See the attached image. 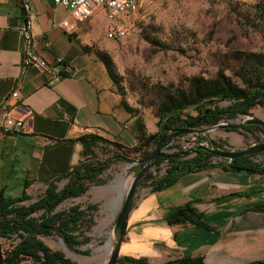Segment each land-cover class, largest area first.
Wrapping results in <instances>:
<instances>
[{
  "label": "crops",
  "instance_id": "1",
  "mask_svg": "<svg viewBox=\"0 0 264 264\" xmlns=\"http://www.w3.org/2000/svg\"><path fill=\"white\" fill-rule=\"evenodd\" d=\"M20 6L19 0H0V115L8 113L23 123L13 132L0 129V193L18 198L25 192L29 200L18 203L25 206L41 198L50 183L56 191L64 188L68 173L83 159L79 137L97 135L128 148L138 140L136 116L124 109L104 66L81 49L105 40L91 27L98 12L89 21L76 23L53 0H30L33 35L50 43L48 49H41L42 56L50 62L63 58L76 69L53 78L21 65ZM63 21L74 25L75 31L67 33ZM13 92L16 98L10 96ZM140 117L147 135L157 133L145 116ZM99 146L104 145L98 143L94 152ZM166 165H159L158 178ZM149 172L156 174L154 167ZM105 196L108 204H116V214L124 183L111 185ZM186 204L203 215L209 229L164 222L171 208ZM122 256L144 257L149 264L183 257L201 258L204 264L264 261V174L209 168L181 175L159 191L146 186L132 203L119 249Z\"/></svg>",
  "mask_w": 264,
  "mask_h": 264
},
{
  "label": "rangeland",
  "instance_id": "2",
  "mask_svg": "<svg viewBox=\"0 0 264 264\" xmlns=\"http://www.w3.org/2000/svg\"><path fill=\"white\" fill-rule=\"evenodd\" d=\"M107 24L102 12L98 11L91 20V27L94 35L105 40L99 46H84L86 50L82 51L94 57V51L97 50L108 55L120 82V88H114L123 94L121 97L130 107L145 116L149 128L157 130L156 109L163 88H185L190 77L209 78L218 70L232 76V71L240 66V62L232 58L233 53L260 52L264 49V0H143L141 7L125 18L128 28L126 38L107 40ZM228 105L229 102L219 103L221 107ZM249 112L252 117L264 118V107L256 106ZM247 117L223 119L219 124H240ZM197 129H203L204 133L174 138L175 147L184 152L189 151L197 141L206 143L200 140L202 138L219 143L224 150L230 146L245 148L264 141L261 132L250 134L241 129L238 132L226 131L214 126H200ZM112 151V148L99 146L94 156L104 159ZM221 160L213 158V162ZM254 160L264 163V153L257 154ZM134 166V162H114L101 175L106 181L105 185H91L84 195L65 199L52 210V214L67 211L73 206L84 210V219L90 225L84 232V237L89 238L88 242L85 243L83 237L75 232L80 244L71 250L54 228L49 235L36 234L35 237L77 264H105L115 243L113 227L117 215L114 213L116 204L107 203L109 198L105 196V190L116 182H123L125 195L134 176ZM145 187H137L134 202ZM34 202L27 201L25 206ZM94 202L98 204L96 210H87L92 205L90 203ZM43 215L45 212L40 210L31 214V217L40 222ZM84 229L82 225L80 230ZM40 230L37 228L36 232ZM110 236L112 245L107 251ZM19 240L17 234L8 238L0 236L2 256H6ZM84 252L88 254L84 255ZM19 264L34 263L31 259H24Z\"/></svg>",
  "mask_w": 264,
  "mask_h": 264
},
{
  "label": "trees",
  "instance_id": "3",
  "mask_svg": "<svg viewBox=\"0 0 264 264\" xmlns=\"http://www.w3.org/2000/svg\"><path fill=\"white\" fill-rule=\"evenodd\" d=\"M82 50H86L82 47ZM96 59L102 63L106 73L118 90L120 88L113 63L108 55L100 51H94ZM240 66L232 71V76L226 75L223 70H218L212 77L192 76L187 80L185 88H163L160 92V100L157 104V133L147 135L139 112L128 106L122 98L124 109L131 115L136 116V138L138 144L128 148L119 143L111 142L97 135H84L78 138L83 147L82 161L72 168L68 173V182L60 191H56V185L50 183L43 196L30 206L19 205L21 201L29 200L25 192L18 198H6L0 193V236L10 237L17 234L20 240L3 257L4 264H19L24 259H31L34 264H77L66 258L60 251L50 249L41 240L35 237L36 234L49 235L52 228L64 244L71 250L80 244L78 236L83 237L84 242L89 238L84 237V232L89 229L84 210L79 206L70 207L67 211L51 213V204L61 199L77 198L86 193L91 185H102L104 180L100 178L114 162L125 161L135 162L148 156L155 146L159 137L163 135V129H184L187 127L214 126L223 119H233L237 116H251L249 110L261 106L264 107V49L260 52H235L232 54ZM232 77L236 78L234 80ZM116 90V91H117ZM122 96V93H118ZM220 102H229L228 106H219ZM247 102V103H244ZM207 111L204 118L203 115ZM201 119L200 122L198 120ZM243 130L250 134L264 130L252 124H244L241 128L226 131L238 132ZM182 137V136H180ZM204 140L208 146L211 144L221 148L219 143ZM98 143L104 146H111L113 151L104 159H97L94 156V148ZM200 143L189 149V151H178L169 155L167 159L159 158L154 171L147 172L138 184L150 186L152 191L165 189L176 182L186 173L199 172L209 168H221L226 171L248 174H264V163L254 160V155H242L231 161L221 160L213 162L210 152L200 148ZM222 149V148H221ZM192 154L190 157H188ZM166 162L165 173L157 177L159 165ZM27 186V184H25ZM96 205L87 207V210H96ZM43 210L45 215L41 216L40 222L31 217L36 211ZM164 222L168 225L189 223L196 227L209 229L208 223L203 219L191 204L171 208ZM84 225V231L80 230ZM37 228H41L37 233ZM84 255L88 252H84ZM115 264H149L144 257L122 256L118 257ZM163 264H204L201 258L183 257L180 259L165 262ZM248 264H264V261H254Z\"/></svg>",
  "mask_w": 264,
  "mask_h": 264
},
{
  "label": "built area",
  "instance_id": "4",
  "mask_svg": "<svg viewBox=\"0 0 264 264\" xmlns=\"http://www.w3.org/2000/svg\"><path fill=\"white\" fill-rule=\"evenodd\" d=\"M19 2L21 16L18 33L21 41L22 67H36L49 73L53 78L73 74L76 69L63 58H55L50 62L42 56L41 49H48L50 43L46 40H38L33 35L30 0H19ZM142 2L143 0H53L55 5L65 8L78 23L89 21L98 11H102L108 22L105 32L107 40H122L127 37L128 28L125 25V18L136 12ZM61 27L70 34L75 31L74 25L68 21H63ZM10 96L16 98L18 95L17 92H13ZM22 126V121L13 119L8 113L0 115V129L3 132H13ZM175 146L171 139L163 147V153L172 155L180 151Z\"/></svg>",
  "mask_w": 264,
  "mask_h": 264
},
{
  "label": "water",
  "instance_id": "5",
  "mask_svg": "<svg viewBox=\"0 0 264 264\" xmlns=\"http://www.w3.org/2000/svg\"><path fill=\"white\" fill-rule=\"evenodd\" d=\"M244 103H247V102H244ZM206 114H207V111L204 113L202 118H204ZM200 121L201 119L198 120V122ZM244 124H252L264 130V121L259 118L252 117V116H248L247 119H245L240 124H217V125H214V128H220L222 130H227V129L234 130L237 128H241ZM199 133H204V130L197 129L194 127H187L184 129H173V130L167 131L164 128L163 135L159 137L157 143L155 144L150 154L143 159L135 161V166L133 169L134 176L129 184L128 189L126 190L123 200L121 201V205L119 207V210L115 218V223L113 227L115 243H114V246L111 248L110 256L105 264H115L116 260L119 257L120 245L123 240V236L125 234L128 215L130 213L132 203H133V198L135 196L139 182L144 177V175L148 171H150V169L155 167L159 158L167 159L169 157V155H166L163 153V147L171 139H174L180 136H185L188 134L197 135ZM199 145H200V148H203L206 151L210 152L216 158L227 160V161H231L232 159H235L242 155H254V154L264 153V141L259 142V143H253L250 146L245 147V148L232 149V150H224L221 148H217L212 144L208 146L207 143L206 144L200 143ZM60 202H61V199L57 200L56 202L51 204L49 208L50 209L55 208ZM0 264H4L1 248H0Z\"/></svg>",
  "mask_w": 264,
  "mask_h": 264
},
{
  "label": "bare ground",
  "instance_id": "6",
  "mask_svg": "<svg viewBox=\"0 0 264 264\" xmlns=\"http://www.w3.org/2000/svg\"><path fill=\"white\" fill-rule=\"evenodd\" d=\"M112 238H111V236L108 238V241H107V247H106V250L108 251L110 248H111V243H112Z\"/></svg>",
  "mask_w": 264,
  "mask_h": 264
}]
</instances>
